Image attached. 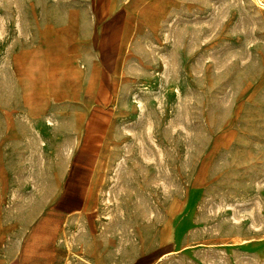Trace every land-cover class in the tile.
I'll return each mask as SVG.
<instances>
[{
	"label": "rangeland",
	"instance_id": "obj_1",
	"mask_svg": "<svg viewBox=\"0 0 264 264\" xmlns=\"http://www.w3.org/2000/svg\"><path fill=\"white\" fill-rule=\"evenodd\" d=\"M53 4L64 0H0V207L10 217L35 207L60 180L44 173L60 164L50 159L68 153L64 195L91 219L64 227V264L81 262L91 235L117 259L264 264V8L163 0L159 16L142 17L110 85L93 162L95 147L79 156L73 146L89 124L73 109L92 99L37 81L48 72L27 49Z\"/></svg>",
	"mask_w": 264,
	"mask_h": 264
},
{
	"label": "crops",
	"instance_id": "obj_2",
	"mask_svg": "<svg viewBox=\"0 0 264 264\" xmlns=\"http://www.w3.org/2000/svg\"><path fill=\"white\" fill-rule=\"evenodd\" d=\"M162 1L64 0L63 5L53 4L46 8L40 20L35 22L34 38L27 49L48 72L36 80L61 83L60 88L53 86L61 97H68L71 90L75 93L79 90L81 98L92 99L89 105H78L73 109L76 114H89L87 128L73 135V146L76 150L81 148L79 156H85V146L95 147L88 160H99L109 128L102 115L108 116L112 112L110 85L119 79L124 51L131 44L140 19L159 16ZM93 82L96 84L90 89ZM59 108L64 116V105ZM61 119V137L64 139V117ZM68 156V153L65 157L62 153L57 159H50L60 164L44 173H59L60 180L45 187L43 193L46 196L40 203H35V207L23 213L22 209L18 210L17 217H10L13 211L8 213L4 206L0 207V264H64V227L77 221H82L81 225L85 226L83 220L91 219L81 216L87 212L83 211L80 201L70 206L64 195L62 178L68 170V164L64 166ZM93 173H97L95 168ZM59 236L62 238L58 242ZM79 238L81 241L85 237L81 234ZM86 241L87 250L83 248L76 254L82 257L76 264H155L159 257L138 253L117 259L110 241L92 235ZM106 245L108 251L103 250Z\"/></svg>",
	"mask_w": 264,
	"mask_h": 264
},
{
	"label": "bare ground",
	"instance_id": "obj_3",
	"mask_svg": "<svg viewBox=\"0 0 264 264\" xmlns=\"http://www.w3.org/2000/svg\"><path fill=\"white\" fill-rule=\"evenodd\" d=\"M259 6L264 8V0H254ZM137 167V166H136Z\"/></svg>",
	"mask_w": 264,
	"mask_h": 264
}]
</instances>
